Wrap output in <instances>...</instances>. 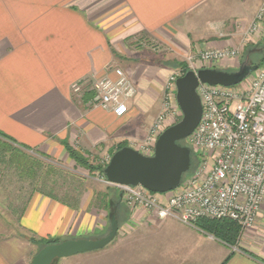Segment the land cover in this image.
Masks as SVG:
<instances>
[{
	"label": "crops",
	"instance_id": "1",
	"mask_svg": "<svg viewBox=\"0 0 264 264\" xmlns=\"http://www.w3.org/2000/svg\"><path fill=\"white\" fill-rule=\"evenodd\" d=\"M263 1L0 0V131L29 152L43 149L58 160L63 154L70 159L64 142L78 149L118 147L127 135V119L158 106L168 76L165 69L150 65H124L123 45L127 48L136 36L146 35L198 52L239 49V57L217 66L232 71L248 48L264 40L263 21L246 41ZM261 62L259 68H264ZM121 65L137 84L127 116L118 118L94 106L91 92L74 94V83L113 75ZM90 193L72 205L32 193L17 221L22 232L0 216V264H31L36 255L31 239L104 235L107 220L90 207ZM106 199L105 208L119 220L117 235L101 249L58 263L264 264V202L256 224L231 245L197 225L174 217L159 219L142 206L128 208L121 193L117 200L114 195Z\"/></svg>",
	"mask_w": 264,
	"mask_h": 264
},
{
	"label": "built area",
	"instance_id": "2",
	"mask_svg": "<svg viewBox=\"0 0 264 264\" xmlns=\"http://www.w3.org/2000/svg\"><path fill=\"white\" fill-rule=\"evenodd\" d=\"M263 21L264 1L246 32V41L254 38ZM239 56V49H210L200 52L199 60L217 63ZM178 76H170L162 110L136 149L146 156L154 155L170 112L181 110L176 98ZM237 86L199 84L203 114L186 139L195 158L179 187L168 193H155L142 185L113 183L105 174H99V178L121 191L130 207L142 206L159 219L174 217L196 225L205 218H227L238 222L241 233L253 227L264 202V68L255 71L246 85V96L234 91ZM72 89L78 97L92 92V104L118 118L128 115L129 102L137 93L134 81L118 67L113 75L79 80Z\"/></svg>",
	"mask_w": 264,
	"mask_h": 264
},
{
	"label": "rangeland",
	"instance_id": "3",
	"mask_svg": "<svg viewBox=\"0 0 264 264\" xmlns=\"http://www.w3.org/2000/svg\"><path fill=\"white\" fill-rule=\"evenodd\" d=\"M260 46H264V40L256 45V47ZM123 48L125 51L124 53H126L127 56L122 60L124 65H135L137 62L143 67L150 65L151 68L165 69L166 73L168 74V76L163 80L164 83L162 86L163 88L160 92L161 97L158 106L150 107L147 113L135 119H127L126 125L128 131L126 132L127 135L125 134L126 137L122 144L124 146H130L134 149H139L138 147L140 146V144L145 141L152 124L160 114L162 110V103L166 86L171 75H183V69L186 66L188 70L198 71L202 68H217V66H223V63L226 61L224 60L217 63H202L199 60L200 52L193 49L191 50L187 46L183 45L171 47L146 35L136 36L131 43H127V48L124 45ZM249 49L251 48H248L244 52L243 56H241L239 66L247 56ZM262 56H264V53H252L250 55V59L252 63L257 64ZM117 67L125 70L123 65ZM254 74L255 72L250 75L244 81V83L238 85L234 89V91L242 94V96H246V85L249 84ZM236 104L237 101H235L233 107H236ZM181 118V110L176 112L174 111V113L170 112L169 117H167L166 119L167 128L179 122ZM116 147H109V145L107 144H100L96 147L80 150L90 155L89 159L94 163V165H106L109 163L113 152L117 149ZM30 154L33 157L34 162H36L39 167L41 166V169H38L39 174L36 179H32L26 176L20 177V170L15 168L14 166L5 168V165H1L0 167V216L3 217L8 226L16 228V230L22 232V229L16 226L19 217L15 213V211H17V208H20L26 202L32 192L35 191L34 189H41L46 193H53L58 198L66 200L73 204L77 203L78 199L84 195V192L89 190L91 193L88 197V200L92 199L90 207L98 209L100 214L103 213L101 217L103 216V219L107 220V228L109 231L110 221L112 217V213L110 211H112V209L110 207L105 208V200L107 199L104 196V194L108 191L109 186L99 178L98 172L91 175L88 170L78 166L72 159L66 160V157L63 156L64 154L61 155L60 160L52 155H47L43 149L33 150L30 152ZM194 156L195 154L194 152H192V159L195 158ZM111 193L112 195H116L112 191ZM120 193L122 194V192ZM115 198L116 200L119 199V195H116ZM123 201L128 208H131L126 203L124 198ZM108 231H106V233ZM243 233L244 232H242L241 235ZM98 237H101V235L88 236L86 238ZM66 238L74 237L68 235ZM34 243L35 245L34 247H32L34 250L33 252L34 254H37V252L41 248V244H38L36 242ZM55 264L65 263L64 261H61L60 263L56 261Z\"/></svg>",
	"mask_w": 264,
	"mask_h": 264
},
{
	"label": "water",
	"instance_id": "4",
	"mask_svg": "<svg viewBox=\"0 0 264 264\" xmlns=\"http://www.w3.org/2000/svg\"><path fill=\"white\" fill-rule=\"evenodd\" d=\"M252 53H264V46L250 49L235 71L202 68L179 76L176 98L182 111L181 120L161 133L153 156H146L130 146L117 150L104 169L107 179L116 184L142 185L155 193H168L179 187L193 166L192 149L182 141L194 132L202 118V101L197 91L199 84L236 86L243 83L259 69V65L250 59ZM118 230L119 220L112 215L110 229L104 236L67 239L45 245L31 264H55L60 258L101 249L114 239Z\"/></svg>",
	"mask_w": 264,
	"mask_h": 264
},
{
	"label": "trees",
	"instance_id": "5",
	"mask_svg": "<svg viewBox=\"0 0 264 264\" xmlns=\"http://www.w3.org/2000/svg\"><path fill=\"white\" fill-rule=\"evenodd\" d=\"M256 47V46H254ZM253 47V48H254ZM250 50V49H249ZM264 56H262V59L257 62L259 67H261V61H263ZM188 70L187 66L183 69V74H185ZM92 93V92H91ZM93 95V93H92ZM182 144L188 145L186 139L182 141ZM64 146L66 148V151L68 153V156L70 159L75 161V163L88 170L91 175L98 172L100 175L104 174V169L107 166L104 164H98L94 165L92 161L89 159V154L83 152L82 150L72 146L69 142H64ZM124 147L123 144L117 147V149L113 152V154ZM29 150L30 148L21 147L19 146L15 140L4 134L0 131V167L1 165H5V168H9L10 166H14L15 168L20 170V177H29L32 179H36L38 177V169H41V166L39 167L36 162H34L33 157L31 156ZM38 166V167H37ZM1 171V169H0ZM34 192H41L43 194H46L54 199L65 201L69 205H72L71 202H68L66 200L58 198L53 193H46L45 191L41 189H34ZM112 192L114 194L119 195L121 191H119L117 188L108 187V191L104 194L105 198H108V196L112 195ZM119 193V194H117ZM32 195V194H31ZM31 195L28 197L26 202L20 207L17 208V211L15 213L20 216L24 213L26 206L28 204V201L31 198ZM114 195V196H116ZM106 201V200H105ZM106 203V202H105ZM106 207V206H105ZM18 218V219H19ZM199 228L203 229L204 231L214 235L217 238H220L223 241H226L227 243L234 245L238 238L241 236V227L238 224V222L231 220V219H201L196 224ZM33 242H36L38 244H41V248L45 245L51 244V243H58L61 240L53 239V238H43L39 240L31 239Z\"/></svg>",
	"mask_w": 264,
	"mask_h": 264
}]
</instances>
